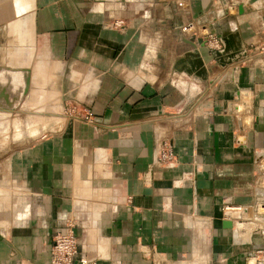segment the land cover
<instances>
[{
	"label": "crops",
	"instance_id": "crops-1",
	"mask_svg": "<svg viewBox=\"0 0 264 264\" xmlns=\"http://www.w3.org/2000/svg\"><path fill=\"white\" fill-rule=\"evenodd\" d=\"M260 42L264 0H0V111L49 128L6 157L0 264H48L65 218L95 264H258ZM163 137L173 165L154 160Z\"/></svg>",
	"mask_w": 264,
	"mask_h": 264
},
{
	"label": "built area",
	"instance_id": "built-area-1",
	"mask_svg": "<svg viewBox=\"0 0 264 264\" xmlns=\"http://www.w3.org/2000/svg\"><path fill=\"white\" fill-rule=\"evenodd\" d=\"M121 20L113 22L114 25L120 24ZM192 23L188 22L181 27V30L192 28ZM202 33L203 42L212 49L220 46V40L217 34L205 30ZM250 52L264 53V42L256 43L248 47ZM66 116L80 120L83 122H92L94 120L93 112L86 107H76L73 104L64 106ZM154 160L160 165H173L176 163V156L173 152L169 138L163 137L156 141L154 148ZM260 181L264 182V176H260ZM260 206H264L263 202H259ZM225 209H239V206H224ZM263 212V211H262ZM264 213V212H263ZM74 220L65 218L63 226L57 230L53 236L49 246L48 264H95L93 259L87 258L84 255L75 257L77 251V240L74 234ZM261 234L264 238V225L260 227ZM256 255L261 253V250H255ZM255 257V256H254ZM258 264H264V257L255 260ZM249 262V261H248ZM250 263V262H249ZM26 264H34L32 261Z\"/></svg>",
	"mask_w": 264,
	"mask_h": 264
},
{
	"label": "rangeland",
	"instance_id": "rangeland-1",
	"mask_svg": "<svg viewBox=\"0 0 264 264\" xmlns=\"http://www.w3.org/2000/svg\"><path fill=\"white\" fill-rule=\"evenodd\" d=\"M41 112L20 111L8 109L0 111V179L3 178L6 170V157L14 149L27 144L31 139H34L41 132L47 133L48 127L45 126L47 119L40 117ZM45 118V119H42ZM35 121L43 126H36V133L28 134L32 129H29L31 123Z\"/></svg>",
	"mask_w": 264,
	"mask_h": 264
},
{
	"label": "water",
	"instance_id": "water-1",
	"mask_svg": "<svg viewBox=\"0 0 264 264\" xmlns=\"http://www.w3.org/2000/svg\"><path fill=\"white\" fill-rule=\"evenodd\" d=\"M229 224V222H227V225Z\"/></svg>",
	"mask_w": 264,
	"mask_h": 264
},
{
	"label": "bare ground",
	"instance_id": "bare-ground-1",
	"mask_svg": "<svg viewBox=\"0 0 264 264\" xmlns=\"http://www.w3.org/2000/svg\"><path fill=\"white\" fill-rule=\"evenodd\" d=\"M192 29V28H191ZM190 31V30H189Z\"/></svg>",
	"mask_w": 264,
	"mask_h": 264
}]
</instances>
